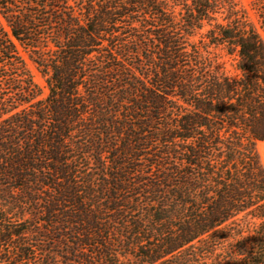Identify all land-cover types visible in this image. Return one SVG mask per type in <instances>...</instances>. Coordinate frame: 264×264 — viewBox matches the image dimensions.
Returning <instances> with one entry per match:
<instances>
[{"label": "trees", "instance_id": "trees-1", "mask_svg": "<svg viewBox=\"0 0 264 264\" xmlns=\"http://www.w3.org/2000/svg\"><path fill=\"white\" fill-rule=\"evenodd\" d=\"M260 17L235 0H0V264H264Z\"/></svg>", "mask_w": 264, "mask_h": 264}, {"label": "rangeland", "instance_id": "rangeland-1", "mask_svg": "<svg viewBox=\"0 0 264 264\" xmlns=\"http://www.w3.org/2000/svg\"><path fill=\"white\" fill-rule=\"evenodd\" d=\"M75 0H71V3H74ZM80 2V0H77ZM86 2V0H81ZM237 3V6L240 10H243L246 12V15L248 18L254 22L257 26H260L262 23V19L260 17V11L264 10V0H235ZM172 4V1H171ZM177 10H179V6L176 7ZM123 26L120 29L122 31L128 30ZM207 28V27H206ZM204 28V30L206 29ZM131 34L128 32L125 36L126 39L130 40L131 39ZM199 39V35H196L195 37L192 38V40L197 41ZM20 54L24 58L34 81L41 87L42 89V94L41 97H45L48 93V88L45 80V76L42 74L40 71L37 63L33 60V53L29 49H25L22 46L18 44ZM211 56L213 57L212 59L215 60L216 65L224 71L227 75L230 76L236 75L239 73V71L235 67L236 63V57L234 55L228 54L225 50H223L221 47L218 48H211ZM257 151L260 156V160L262 165L264 166V141H258L256 144Z\"/></svg>", "mask_w": 264, "mask_h": 264}]
</instances>
